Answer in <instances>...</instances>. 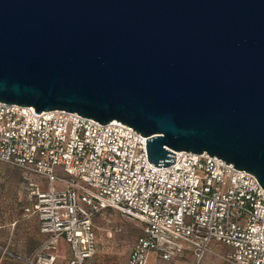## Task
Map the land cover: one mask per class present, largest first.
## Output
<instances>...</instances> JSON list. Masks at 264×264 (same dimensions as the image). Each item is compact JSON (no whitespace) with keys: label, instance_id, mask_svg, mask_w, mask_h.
<instances>
[{"label":"water","instance_id":"obj_1","mask_svg":"<svg viewBox=\"0 0 264 264\" xmlns=\"http://www.w3.org/2000/svg\"><path fill=\"white\" fill-rule=\"evenodd\" d=\"M0 99L119 119L157 166L207 151L264 186V0H0Z\"/></svg>","mask_w":264,"mask_h":264},{"label":"built area","instance_id":"obj_2","mask_svg":"<svg viewBox=\"0 0 264 264\" xmlns=\"http://www.w3.org/2000/svg\"><path fill=\"white\" fill-rule=\"evenodd\" d=\"M147 138L119 119L39 112L0 99V163L21 171L30 198L24 210L49 234L29 264H54L62 237L71 249L69 264H86L98 249L95 217L107 209L144 225L125 264L186 251L195 264L208 253L227 264H264L258 176L207 151L174 150L173 163L157 166ZM215 241L229 248L215 250Z\"/></svg>","mask_w":264,"mask_h":264},{"label":"crops","instance_id":"obj_3","mask_svg":"<svg viewBox=\"0 0 264 264\" xmlns=\"http://www.w3.org/2000/svg\"><path fill=\"white\" fill-rule=\"evenodd\" d=\"M35 178L41 180V178L38 177ZM29 203H30V198L21 171L18 168L6 162H1L0 163V264H29L28 259L34 254V252L40 247V245L49 237L48 233L41 231L40 221L38 216L35 214H28L25 212L24 208ZM136 221L140 222L138 220ZM140 223L142 224V222ZM213 244L217 246L225 245L217 241L213 242ZM225 246L227 247L225 250H227L229 247L227 245ZM68 247L70 248L66 239L61 238L58 247L57 259L54 264H69L71 253L70 256L68 257L69 255ZM213 248L218 251H224L215 247ZM131 250L130 252L126 253V255L124 254L119 257L115 256L114 251H111L109 255V259L106 257H101L97 261L99 264L100 263L125 264L130 256ZM187 253H192V252L186 251L185 255ZM208 255L212 256V258L206 264H212V263L216 264L215 262L216 258L220 259L224 264H227L224 260H222L221 258L217 257L212 253H208L206 256ZM182 258L183 255H178V256H173L171 259L166 260L163 259L157 253H152L150 255L148 264H184L181 260ZM203 260H202V264H204Z\"/></svg>","mask_w":264,"mask_h":264},{"label":"rangeland","instance_id":"obj_4","mask_svg":"<svg viewBox=\"0 0 264 264\" xmlns=\"http://www.w3.org/2000/svg\"><path fill=\"white\" fill-rule=\"evenodd\" d=\"M40 181L44 188L43 179ZM95 225L98 235V249L96 254L86 264H97V260L101 257L109 259L111 251H114L117 257L126 255V253L130 252L137 237L144 233V227L140 222L125 217L122 213L114 209H107L99 213L95 217ZM62 239L65 238L62 237ZM212 246L220 250L227 248L225 245L217 246L213 243ZM68 253L69 257L71 253L69 247ZM211 258L212 256L210 255L206 256L203 260L204 264L209 262ZM181 260L184 264H195V257L192 253H187L186 255L184 253ZM215 262L216 264H224L218 258H216Z\"/></svg>","mask_w":264,"mask_h":264}]
</instances>
